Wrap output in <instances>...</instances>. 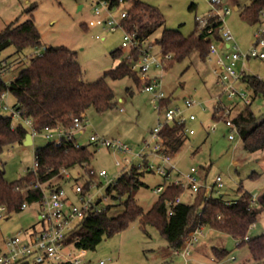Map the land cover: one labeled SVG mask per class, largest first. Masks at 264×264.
Wrapping results in <instances>:
<instances>
[{
    "label": "rangeland",
    "instance_id": "374dc122",
    "mask_svg": "<svg viewBox=\"0 0 264 264\" xmlns=\"http://www.w3.org/2000/svg\"><path fill=\"white\" fill-rule=\"evenodd\" d=\"M97 0H0V32L9 24L19 19L25 21L31 10L34 22L41 34L42 45L39 47L25 48L18 57L15 55V47L10 46L0 53V66L3 71V79L6 84L14 80L19 73L28 67L30 59L41 55L46 48L67 47L77 53L85 83H93L104 77L105 72L116 68L122 57L114 58L112 53L123 50L124 55L130 53V49L123 48L124 29L109 30L104 23L94 27L89 24L96 21L93 3ZM157 8L165 19V27L179 30L188 37L197 30L196 18H208L216 11L212 0H140ZM254 0H228L219 11L223 14L227 9L231 13L224 17L225 24L233 32L240 49L246 51L253 44V37L257 26L250 25L241 14ZM132 0H128L125 6L115 11L114 16L119 17L124 8L131 6ZM193 6V7H192ZM163 28L150 37L154 43L162 36ZM159 47L154 45L152 52L157 53ZM247 72L264 80V60L250 59L247 61ZM150 75H162L158 92H164L172 101L171 107L186 109L185 100H192L194 105L185 111V116L195 115L196 120L186 123L187 129L195 131L189 135L177 155L172 156V162L178 171L183 174L196 168L200 182L214 185L216 178H222V188L219 196L225 200H234L238 197V190L248 192L256 200L264 191V149L257 152H247L244 149L242 138L236 137L231 142L228 139L229 129L224 120L214 118V108L217 100L224 105L231 104L222 90L215 89L207 94L206 88L216 80L211 66L201 62L196 55L184 62H177L168 71L161 73L159 68H152ZM208 80V85L206 84ZM108 85L115 92L116 106L105 113H96L90 109L87 114V128L78 140L80 145H88L93 153L90 167L94 170V181L107 183L106 179L99 178L101 170L108 172L109 178H117L124 167H117L116 160L121 157L102 145L92 144L90 136L98 134L105 138H118L133 149L134 153L142 152L144 141L150 142V148L143 153L150 166H166L163 159L154 153L156 142L152 140L151 132L163 121L164 113L159 111L152 103L155 94L139 88L130 77L119 80L106 78ZM213 84V83H212ZM214 86V84L212 85ZM238 91L253 98L254 93L243 82L237 84ZM220 96V98H216ZM232 102L243 105L239 97H234ZM16 99L7 94L0 104V115L12 116V125L22 123L13 116L12 109ZM5 105L9 106L6 110ZM122 109V110H121ZM252 111L256 116L264 115V97L257 96L252 101ZM23 124V123H22ZM24 125V124H23ZM50 141L44 136L34 137L32 145L14 144L5 148L0 153V163L5 169L7 181L13 183L25 176L31 170L35 162L37 148L43 147ZM137 158L135 164L141 162ZM72 176L66 179L64 174L52 179L48 185H61L70 200L78 204L73 188L76 180L84 184L89 176L84 167L77 166L67 170ZM177 172L173 173V178ZM146 186L141 187L135 193V200L143 209H150L158 200L159 195L154 193L156 185L162 183L163 178L154 171L146 173L143 178ZM185 181V180H184ZM186 182V181H185ZM184 201L195 204L196 195L186 191ZM105 195V190L100 192V197ZM203 206L199 207V210ZM38 204H28L21 212L10 215L2 214L0 217V254L7 251L6 241L9 237L33 227L37 223ZM124 206L118 205L110 211L111 216L123 213ZM204 237L200 244L202 249H195L186 261L184 257H176L172 251H166L167 241L160 236L153 226H148L143 231L139 220L132 222L129 227L112 237L105 238L94 251H88L87 260L91 264H98L106 260V264H244L247 253L245 246L239 247L238 242L229 235H219L210 228L203 229ZM264 234V210L260 213L254 226L250 228L248 236L255 238ZM212 239V240H211ZM220 241V242H219ZM204 242V243H203ZM219 242V243H218ZM204 244V245H203ZM212 244V245H211ZM226 250L222 260H216L212 246ZM27 264H37L33 261ZM39 264H53L51 262ZM264 264V263H262Z\"/></svg>",
    "mask_w": 264,
    "mask_h": 264
},
{
    "label": "trees",
    "instance_id": "16d2710c",
    "mask_svg": "<svg viewBox=\"0 0 264 264\" xmlns=\"http://www.w3.org/2000/svg\"><path fill=\"white\" fill-rule=\"evenodd\" d=\"M193 7V6H192ZM264 7V0H254L241 14V17L250 25L261 23L259 11ZM129 16L124 20V25L136 33L140 44L151 43L150 37L163 28L162 36L152 43L159 47L162 55H171L165 63L168 71L177 62L181 63L192 59L194 55L207 64L206 59L209 47L213 42H220V24L215 19L210 20L213 33L202 30L197 22V30L186 37L179 30L165 27V19L161 12L140 0H132L128 8ZM25 21H16L9 24L0 32V53L10 46L15 47L18 57L25 48L39 47L42 45L41 34L34 22L31 10ZM197 21V20H196ZM113 57H122L120 64L107 72L104 77L93 83H85L83 69L77 60V53L67 47L46 48L41 55L30 59L27 68L9 84L3 79L0 67V96L8 92L16 99L14 108L25 119L33 121V127L43 132L44 128L62 127L69 130L73 126V119L92 109L96 113H105L116 106L115 92L108 85L106 78L119 80L125 77L132 78L139 88H144L151 83V79H141L140 74L131 66L137 58V49L125 56L123 50L112 53ZM242 81L254 93V97H264V80L248 72ZM219 89L221 87L217 84ZM244 103V102H243ZM163 108L171 107L170 97L160 101ZM251 105L231 102L227 105L232 109V119L237 125L243 140L244 149L253 153L264 149V115L258 117L251 109ZM87 116V114H86ZM214 118L221 120L214 112ZM29 129L19 123L12 126V116L0 115V153L14 144H23ZM188 136L185 126L168 124L160 132L162 151L175 156L181 150ZM77 140L65 138L60 147L49 142L37 148L35 155L38 160L36 171H28L25 176L10 183L5 177V169L0 163V207L4 208L5 215L18 213L23 203L32 204L39 201L43 192L36 188V184L49 183L59 176L63 169L70 170L77 166L84 167L91 162L93 153L86 146H75ZM153 170L146 159L134 164L123 172L117 183L106 190L112 203L101 212H91L79 223L78 227L70 234L67 242L74 244L77 249L94 251L107 237L126 230L135 220H139L141 228L146 231L148 226H153L172 249L182 248L188 234L199 226L208 227L220 233L233 237L238 246H247L253 260L257 264L264 263V234L251 238L248 232L258 220L264 210V191L257 200V205L252 204V196L242 189L238 190V197L234 200H225L222 196H207V191L202 187L196 195L195 204L183 201L170 208L167 201L180 196L185 189L181 185L168 183L159 195L156 203L148 210L139 206L135 200V193L143 186L146 173ZM203 183V182H202ZM123 205L124 211L116 216H111L110 211ZM203 206L201 210L199 207ZM2 216V215H1ZM0 216V217H1ZM246 237H249L246 240ZM226 251L219 250L216 258L220 260ZM20 261L16 264H25Z\"/></svg>",
    "mask_w": 264,
    "mask_h": 264
},
{
    "label": "built area",
    "instance_id": "2783aa9c",
    "mask_svg": "<svg viewBox=\"0 0 264 264\" xmlns=\"http://www.w3.org/2000/svg\"><path fill=\"white\" fill-rule=\"evenodd\" d=\"M227 1L212 0V3L216 6V11L208 18L202 19L197 17L196 20L199 23L200 29L206 30L209 34H212L214 30L213 25H210L211 19H215V22L220 24V42L211 43L206 62L211 66L212 73L217 78V84L221 87L222 94H226L231 102L234 97H239L242 102L250 105L253 98L248 97L246 94H241L238 91L237 84L243 82L242 77L247 72V61L250 59L264 60V7L259 11L261 23L258 25L254 34V42L248 50L244 51L240 49L233 32L224 21V17L229 15L231 11L227 9L223 14L219 13L223 8V4ZM127 2L128 0H97L96 3H93L97 20L90 22L89 26L94 27L99 23H104L111 31H115L119 27L123 28L124 38L122 47L130 49V52L133 49H137L138 52V56L133 60L131 68L140 74L141 79H151V83L142 89L155 94L152 103L155 107L157 105L156 108L164 113L163 121L152 130L151 137L156 142L153 148L154 153L159 155L163 159V162L166 163L164 167L159 166L155 168L150 166L157 175L163 178V183L154 188V193L160 195L168 183L181 185L185 189L180 196L174 200L167 201L166 204L170 208L169 213L172 214V207L184 201L183 196L186 194V191L194 193L204 187L208 197L219 196L218 194L223 186L222 178L218 176L215 184L212 186L204 184L200 182L196 168L192 167L190 172L183 174L178 171L176 165L172 162V156L162 151L160 132L166 125H184L187 136L195 133L194 130L186 128L188 121L196 120L195 115L192 114L188 118L185 116V111L190 109L194 105V102L191 99L185 100L184 106L186 109L181 107L162 109L160 101L167 97L164 92H158L162 75L152 77L150 72L153 67L159 68L161 73L165 71V63L171 58V55L164 56L159 51L153 53L152 49L154 45L152 43L140 44L137 40L136 33L128 30L124 25V20L129 16L127 8H124L118 18L114 16L115 11L121 8V6H125ZM129 54L127 55L128 57L130 56ZM7 94L8 92L1 94L0 104H2ZM216 98L218 99L220 96ZM4 108L9 110L8 105H5ZM12 111L13 116L18 118L29 129V133H31L33 138L36 136H44L57 147L62 145L65 138L72 137L77 140L75 146H80L79 138L76 136L80 133L82 135L87 128V116L85 113H81L80 116L73 119V126L69 130H65L62 127H46L43 132H39L33 127V121L28 118H23L14 106ZM214 112L224 120L229 129L228 139L231 142L235 141L236 137L241 138L238 127L232 119V109L229 106L217 100ZM90 142L92 144L102 145L121 157V160H116L117 167H124L120 174L117 178L110 179L108 172L101 170L97 175L99 178L107 180V183L103 184L92 180L94 179L95 172L89 163H85L84 171L89 176V179L84 184H80L77 181L78 179H75L76 182L73 188L78 204L70 200L61 185L47 186L48 183L36 184V188H40L43 192L42 198L35 202L38 204L37 223L30 229L20 231L7 239V251L0 254V264H16L23 260L33 261L37 264L45 262H51L53 264H91V261L87 260L88 252L83 249H77L74 244H69L67 240L86 215L91 212H101L107 205L112 203L110 197L106 194V190L117 183L118 177L133 166L137 158H145L143 153L150 148V142L144 141L145 146L140 153H134L133 149L127 143L118 138L109 139L101 137L98 134H92L90 136ZM37 167L38 160L35 155L34 166L30 171H36ZM174 172H177L175 178H173ZM61 174H64L66 179L72 177L66 169H63ZM102 190H105V195L100 197ZM252 204L257 205L256 198H252ZM27 207L28 203H23L21 209L24 210ZM4 211V208L0 207V216ZM204 228V226H199L196 230L190 232L184 240L183 247L173 249V254L182 257L189 256L193 248L204 237ZM248 239L249 237H246V240ZM106 263V260H102L98 264Z\"/></svg>",
    "mask_w": 264,
    "mask_h": 264
},
{
    "label": "crops",
    "instance_id": "0c3cea01",
    "mask_svg": "<svg viewBox=\"0 0 264 264\" xmlns=\"http://www.w3.org/2000/svg\"><path fill=\"white\" fill-rule=\"evenodd\" d=\"M253 26H257V25H253ZM253 39H254V37H253ZM254 41V40H253ZM208 80L206 79V84L208 85ZM211 82V85H208L207 86V88H206V92H207V94L208 93H210L211 91H214L216 88L217 89H219V87L217 86V79L216 80H214V82H212V81H210ZM214 84V86H212L213 84ZM88 125V124H87ZM83 135V134H82ZM82 135H81V133L78 135L79 137V139L82 137ZM33 143H34V138H33ZM162 183H163V181H162ZM162 183H160V184H158V185H156L155 186V188L157 187V186H159V185H161ZM184 196H186V194L184 195ZM184 196H183V200H184ZM37 218H38V212H37ZM254 225H252V227H253ZM251 227V228H252ZM212 231H214L216 234H219V235H221V234H223V235H226V234H224V233H220V232H218V231H215V230H213V229H211ZM212 240V239H211ZM220 242V241H219ZM218 242V243H219ZM204 243V242H203ZM204 245V244H203ZM212 245V244H211ZM239 247H242V246H239ZM202 248H204L203 246L201 247V244L199 243L198 245H196L194 248H193V250H195V249H202ZM243 248V247H242ZM244 248H247V246H245ZM212 249H213V251H214V254L216 255V253L220 250H224V251H226L224 248H222V249H220V247H217L216 245H214L213 244V246H212ZM172 251L173 252V249L171 248V247H169V245H168V248L166 249V251ZM192 250V251H193ZM247 253L248 254H245L246 255V258H245V261H244V264H257L254 260H253V258H252V256H251V253H250V251H249V249L247 248ZM192 253V252H191ZM191 253H190V255H191ZM174 255V254H173ZM189 255V256H190ZM175 256V255H174ZM189 256H187V257H184L185 258V260L186 261H188L189 259ZM176 257H179V256H176ZM225 257V256H224ZM223 257V258H224ZM223 258H221L220 260H222ZM216 260H218L217 258H216ZM29 262H31V261H27L25 264H27V263H29Z\"/></svg>",
    "mask_w": 264,
    "mask_h": 264
},
{
    "label": "water",
    "instance_id": "95a60500",
    "mask_svg": "<svg viewBox=\"0 0 264 264\" xmlns=\"http://www.w3.org/2000/svg\"><path fill=\"white\" fill-rule=\"evenodd\" d=\"M79 135V134H78ZM76 136L77 138L79 137V136ZM24 144L25 145H32L33 144V137H32V135H31V133H28L27 135H26V139H25V141H24Z\"/></svg>",
    "mask_w": 264,
    "mask_h": 264
}]
</instances>
